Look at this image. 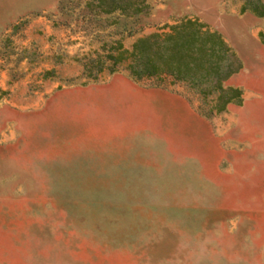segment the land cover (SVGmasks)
<instances>
[{
  "label": "rangeland",
  "instance_id": "374dc122",
  "mask_svg": "<svg viewBox=\"0 0 264 264\" xmlns=\"http://www.w3.org/2000/svg\"><path fill=\"white\" fill-rule=\"evenodd\" d=\"M0 0V264H264V14L243 0ZM264 6V0H260ZM195 17L240 68L210 109L170 76L83 74Z\"/></svg>",
  "mask_w": 264,
  "mask_h": 264
},
{
  "label": "trees",
  "instance_id": "16d2710c",
  "mask_svg": "<svg viewBox=\"0 0 264 264\" xmlns=\"http://www.w3.org/2000/svg\"><path fill=\"white\" fill-rule=\"evenodd\" d=\"M87 6L102 12L119 10L125 15H136L146 7L145 0H89ZM249 8L264 14L260 0H243L241 11ZM264 43V34H260ZM104 54L88 57L83 62V74L96 78L103 69L109 72L119 67L134 78L170 76L194 87L206 96L215 93L210 109L219 112L227 103L242 99L241 88L223 86L222 81L237 71L241 64L222 36L195 17H184L169 24L168 29L138 36L125 47L114 40Z\"/></svg>",
  "mask_w": 264,
  "mask_h": 264
}]
</instances>
